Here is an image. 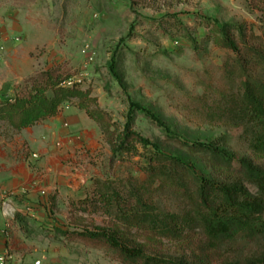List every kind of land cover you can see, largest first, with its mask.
Wrapping results in <instances>:
<instances>
[{
  "label": "rangeland",
  "instance_id": "1",
  "mask_svg": "<svg viewBox=\"0 0 264 264\" xmlns=\"http://www.w3.org/2000/svg\"><path fill=\"white\" fill-rule=\"evenodd\" d=\"M208 19L242 28L245 43L239 42L238 52L213 42ZM245 45L264 50V0H0V100L12 98L37 73L59 66L77 82L74 88L88 93L83 102L98 117L95 123L79 112L75 106L80 99L74 97L59 107L58 115L69 109L75 112L78 129L66 119L49 120L52 117L27 127L50 142L57 134L52 144L58 151L63 150L65 137L81 144L74 151L76 162H71L72 156L54 160L60 166L56 178L67 180H48L50 168L29 163L40 179L33 196L26 190L19 195L6 191L0 198V210L4 204L14 209L11 219L23 253L41 264H121L105 249L55 230L120 226L85 200L93 197L96 179L123 192L127 185L146 179L143 168L151 149L136 144V155H114L104 133L106 128L112 136L123 130L130 100L189 140L221 138L229 151L260 162L248 150L250 134L225 115L245 72L259 73L240 66L248 58ZM133 126L164 153L183 157L216 176L201 156L168 140L142 114L135 115ZM25 129L13 135L0 119V141H10ZM23 147L30 152L28 145ZM247 188L256 193L252 185ZM150 196L163 211L184 209L183 201L168 188L155 185ZM128 235L151 254L177 257L184 251L183 243L135 229ZM262 243L239 235L221 247L214 264L244 263Z\"/></svg>",
  "mask_w": 264,
  "mask_h": 264
},
{
  "label": "trees",
  "instance_id": "2",
  "mask_svg": "<svg viewBox=\"0 0 264 264\" xmlns=\"http://www.w3.org/2000/svg\"><path fill=\"white\" fill-rule=\"evenodd\" d=\"M206 26L214 33L213 42L222 48L238 52L239 42L245 43L240 26L215 19L206 20ZM244 50L248 58L240 61V66L259 73L254 76L245 72L239 93L229 102L225 115L234 126L243 127L250 134L248 150L260 162L229 151L221 138L189 140L172 131L153 111L130 100L123 130L112 136L106 128L104 133L114 155H136V144L151 149L143 168L146 179L127 185L126 192L114 188L111 182L96 179L93 197L85 200L120 226L81 231L56 228V233L103 248L121 264H214L221 257V247L239 235L264 242V50L246 45ZM71 78L60 72L59 66L51 68L29 78L12 98L0 100V119L6 121L11 134L58 115L59 107L74 97L80 99L76 107L98 123L95 112L83 102L88 100V93L74 88L77 82L68 85ZM137 113L162 129L168 140L201 156L216 176L203 173L183 157L164 153L158 144L142 136L133 126ZM247 184L255 187V194ZM155 185L170 189L183 201L184 209H159L150 196ZM131 229L183 243V254L169 257L148 253L145 244L128 235ZM224 264H264V243L244 263Z\"/></svg>",
  "mask_w": 264,
  "mask_h": 264
},
{
  "label": "crops",
  "instance_id": "3",
  "mask_svg": "<svg viewBox=\"0 0 264 264\" xmlns=\"http://www.w3.org/2000/svg\"><path fill=\"white\" fill-rule=\"evenodd\" d=\"M75 108L82 112L89 120L92 121L84 110ZM72 110L64 111L60 116L52 117L49 120L55 118L66 119L70 121L73 130L78 129L79 120ZM26 132H22L20 135H15L10 141L3 139L0 141V198L3 197V193L6 191H13L19 195L22 191H30V196H33V187L38 182L39 177L31 171L29 163L37 166H44L52 170V174L48 175V180H67V178L59 177L58 179V167L54 160L58 158L65 159L68 156H72V163L76 162L74 157V151L80 147V142L75 140L71 141L69 138H62L64 148L62 151H58L52 144L53 140H56L58 135L54 134L50 140L45 136L33 135V131L30 128L25 129ZM29 146L30 152L25 150L23 145ZM31 152H37L40 155V159L33 161L29 155ZM70 152V154H67ZM61 154V155H60ZM45 157L42 159V156ZM10 206V205H9ZM24 245L19 242L18 231L15 229V221L11 218H6L0 210V253L5 250H10L13 254L12 260L8 264H34L36 260H33L28 255L23 253Z\"/></svg>",
  "mask_w": 264,
  "mask_h": 264
},
{
  "label": "built area",
  "instance_id": "4",
  "mask_svg": "<svg viewBox=\"0 0 264 264\" xmlns=\"http://www.w3.org/2000/svg\"><path fill=\"white\" fill-rule=\"evenodd\" d=\"M75 81L69 80L67 82L68 85H72ZM30 159L33 161H37L40 159V155L37 152H31L29 155ZM3 215L6 218H12L14 209L11 208L8 204H4V207L2 209ZM13 254L10 250H5L4 252L0 253V264H8L12 260ZM34 264H41L40 260H36Z\"/></svg>",
  "mask_w": 264,
  "mask_h": 264
}]
</instances>
